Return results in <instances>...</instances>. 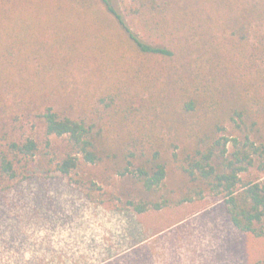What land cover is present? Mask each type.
I'll use <instances>...</instances> for the list:
<instances>
[{
  "label": "trees",
  "instance_id": "obj_1",
  "mask_svg": "<svg viewBox=\"0 0 264 264\" xmlns=\"http://www.w3.org/2000/svg\"><path fill=\"white\" fill-rule=\"evenodd\" d=\"M128 1L0 0V185L37 167L138 214L208 196L264 237V0ZM106 163L135 195L80 172ZM176 171L180 197L152 199Z\"/></svg>",
  "mask_w": 264,
  "mask_h": 264
},
{
  "label": "rangeland",
  "instance_id": "obj_2",
  "mask_svg": "<svg viewBox=\"0 0 264 264\" xmlns=\"http://www.w3.org/2000/svg\"><path fill=\"white\" fill-rule=\"evenodd\" d=\"M108 2L122 15L130 3ZM77 71L79 86L101 74L94 60ZM120 167L82 165L80 172L111 196L135 195L138 185ZM185 185L180 172H169L150 197L176 200ZM79 191L66 177L37 167L23 181L2 182L0 264H264V237L236 229L211 197L138 214L90 202Z\"/></svg>",
  "mask_w": 264,
  "mask_h": 264
}]
</instances>
